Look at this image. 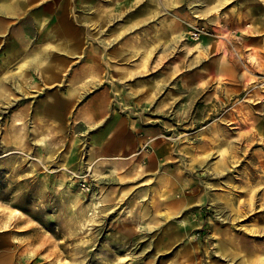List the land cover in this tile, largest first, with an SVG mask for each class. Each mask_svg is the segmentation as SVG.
<instances>
[{"label": "rangeland", "instance_id": "obj_1", "mask_svg": "<svg viewBox=\"0 0 264 264\" xmlns=\"http://www.w3.org/2000/svg\"><path fill=\"white\" fill-rule=\"evenodd\" d=\"M57 5L0 37V260L264 264V0Z\"/></svg>", "mask_w": 264, "mask_h": 264}, {"label": "crops", "instance_id": "obj_2", "mask_svg": "<svg viewBox=\"0 0 264 264\" xmlns=\"http://www.w3.org/2000/svg\"><path fill=\"white\" fill-rule=\"evenodd\" d=\"M59 0H0V37H6V31H11L14 29L16 32L14 34H10V37L13 35L16 40L12 41L11 47L14 56L20 57L22 55L23 47H27V45H36L39 46L41 49L40 54H37L36 58L39 61H43V53L49 48L57 49V43H51L48 40L46 42H40L41 44H50V46H40L39 43L29 42V37L25 34V30L37 29L40 34H43L44 31H50L44 34V38L42 39H53L57 38L60 39L62 37H66L69 34V31L73 29V25L71 24L69 17H68V10L66 7H58L57 3ZM69 30V31H68ZM46 36V37H45ZM45 46V47H44ZM69 50L68 48H66ZM46 60L47 57H44ZM55 68V66H54ZM60 69L59 65L56 66L54 70H52L46 77H44V81L46 84H54L57 82L54 79L56 77V70ZM71 87V86H70ZM74 88V86H73ZM73 95V93L71 92ZM73 97H68L66 99L68 102H71ZM65 100V101H66ZM43 102V101H42ZM41 102V105H43ZM61 100L58 102H53L46 106H50V108L56 109L62 108V105H65V102L61 104ZM53 104V105H52ZM59 105V106H58ZM53 106V107H51ZM45 107V105L43 106ZM42 107V111L43 108ZM38 113V120L42 121V114L43 112ZM53 123V120H52ZM105 128V129H103ZM103 130H108V126L104 125L102 127ZM113 136V137H112ZM115 135L107 136L106 139L110 140L108 143H113L112 148L118 145V140ZM39 142L43 143V138L38 140ZM8 255H4L0 260V264H12V261Z\"/></svg>", "mask_w": 264, "mask_h": 264}]
</instances>
